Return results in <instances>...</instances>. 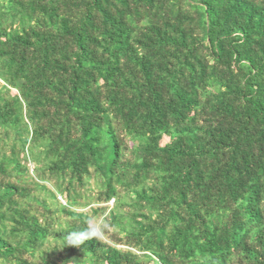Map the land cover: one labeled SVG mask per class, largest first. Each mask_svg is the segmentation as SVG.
<instances>
[{"label":"trees","instance_id":"1","mask_svg":"<svg viewBox=\"0 0 264 264\" xmlns=\"http://www.w3.org/2000/svg\"><path fill=\"white\" fill-rule=\"evenodd\" d=\"M0 264H264V0H0Z\"/></svg>","mask_w":264,"mask_h":264},{"label":"built area","instance_id":"2","mask_svg":"<svg viewBox=\"0 0 264 264\" xmlns=\"http://www.w3.org/2000/svg\"><path fill=\"white\" fill-rule=\"evenodd\" d=\"M59 200L61 201V203H62L63 205H66L65 202H64L61 198H59Z\"/></svg>","mask_w":264,"mask_h":264},{"label":"rangeland","instance_id":"3","mask_svg":"<svg viewBox=\"0 0 264 264\" xmlns=\"http://www.w3.org/2000/svg\"><path fill=\"white\" fill-rule=\"evenodd\" d=\"M62 199V198H61ZM63 200V199H62ZM64 201V200H63Z\"/></svg>","mask_w":264,"mask_h":264}]
</instances>
